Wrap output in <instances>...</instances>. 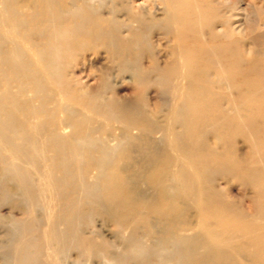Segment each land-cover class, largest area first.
Masks as SVG:
<instances>
[{"label": "rangeland", "instance_id": "obj_1", "mask_svg": "<svg viewBox=\"0 0 264 264\" xmlns=\"http://www.w3.org/2000/svg\"><path fill=\"white\" fill-rule=\"evenodd\" d=\"M5 1L0 0L4 45L0 50L16 61L21 73L26 65L30 77L23 83L24 92L18 80L11 84L14 108L3 102L8 110L18 111L19 127L26 121L28 141L8 133L12 144L24 147L22 158L8 152L0 139V264H16L19 240L35 245L33 264H264V253L259 254L250 238L240 232L218 235L220 218L215 215L220 213V203L233 220L254 214L253 177L220 175V152L228 160L231 154L220 143L219 120L198 125L196 132L182 121L183 114L192 119L210 114L185 112L189 89L180 55V31L190 47L198 35L210 45L211 32L220 31L221 44L229 42L231 50L240 45L242 54L243 49L255 47L260 51L255 59L264 61V0H213L210 25L200 33L185 31L177 18L169 17V0H93L106 20L118 22L110 46L94 39L89 28L80 37L67 30L36 32L25 16L20 18L21 27L3 25ZM26 1L16 3L24 7ZM51 51H59L57 60ZM173 71L181 76H172ZM5 75H0L3 84ZM220 80L212 78L215 93H220ZM223 91L231 92L226 87ZM230 150L245 153L243 138L238 137ZM103 155L106 160L102 162ZM3 158L24 170L30 194L19 183L20 176L4 177ZM205 158L211 170L197 172L195 163L199 168ZM248 158L242 154L240 169L248 166ZM63 174H70L68 179L79 197L75 211L81 219L73 234L81 244L72 241L58 251L60 242L52 241L50 229L63 212L59 196L66 190L53 187ZM117 183H125L124 189ZM85 190H92L94 197L88 199ZM128 195L131 200L125 201ZM58 228L63 234L67 231L63 224ZM157 246L168 250L155 256L152 249Z\"/></svg>", "mask_w": 264, "mask_h": 264}, {"label": "bare ground", "instance_id": "obj_2", "mask_svg": "<svg viewBox=\"0 0 264 264\" xmlns=\"http://www.w3.org/2000/svg\"><path fill=\"white\" fill-rule=\"evenodd\" d=\"M68 1H70V6L67 3ZM92 1L93 0H27V3L24 5V7H20L19 3H16V0H6L5 4L3 3V25L8 26L12 23L14 29H16V27H21L22 20L20 18L25 16V18H27L31 30L36 32L43 31L60 33L67 30L72 35L77 33L76 36L80 37L83 32L86 31V28H89L95 33L96 37L94 39L100 40L102 43L105 42V46H110L114 43L116 35L118 33V22L114 18L109 19V21L106 20V17H104L101 10L97 9L92 4ZM212 1L213 0H169V17L177 18L178 23L181 27L185 28V31L190 30L200 33L202 31V27L210 25L209 20L211 18V15L209 12V6L212 5ZM218 2L220 3V1ZM106 21L108 22V24L105 25ZM237 28H235V30ZM106 31L109 32L106 34L105 37ZM182 32L184 31H180V40L182 45L180 55L182 60L185 62L186 72L184 74V77L188 83L189 89L188 95H186L184 100L183 108L185 112L189 109L200 115H205L206 113L210 114L208 117L197 119H192L188 115L183 114L182 121L187 125L189 129L191 128L192 130H195L200 124L208 123L210 120H219L220 124L218 125V131L220 132V143H223V145L228 148L227 151L231 154L230 159L228 160V155L220 152V175L231 174L233 177L238 176V178H240L239 175L242 178H244L245 176L248 177V175L253 177V180L250 181V187L255 193L253 198L255 208L254 214L251 216H247L246 218L235 217L233 220L232 216L230 215V211L225 206H223L222 203H220V213L218 215H215L220 218V234L218 233V235H220V237L222 238L233 236L235 232H240L245 237L250 238V241L255 243L260 249L259 254H262L261 252L264 253V137L262 134V128L264 126V61L262 59L260 60V57L258 59H255L258 53H260V51L258 52L257 49V51L254 49L255 47H248L246 48V50L243 49L245 54H242V50L240 49L241 46L239 45L238 47H236L235 45L238 43H233V45H235V49L233 48V50L230 49L231 45H227L229 42L227 44H221L220 31L214 33L211 32L210 45L204 43L203 40L201 41L199 39L200 35H198V39L196 37L197 42L195 41L194 45L191 47L190 44L188 45V41L185 43L187 38L185 36V33ZM39 35L41 34L39 33ZM224 37L228 40H230L231 38L228 35ZM57 38H60L59 34ZM32 45L35 44L32 43ZM3 46V41L0 40V49L4 50ZM243 47L245 48V46ZM3 50H0V73H4L8 76L5 75L6 84H3L1 82H3L4 79L2 80L1 77L4 74H0L2 75L0 76V89L3 88L2 86H4V89H1L3 91V95H0V139L3 140L4 145L9 150L8 152L14 151V154L20 155V157L23 158L25 157L24 147L22 145L15 146L16 144H12L10 138L8 137V133L14 134L15 138L17 139L21 138L24 141H28V139H26L28 138L27 134L25 133L26 121L22 127H19L17 121V115L19 114L18 111L16 109L8 110L4 106L5 104L3 105V102L7 101L11 103L14 108V106L16 105V101L10 89L11 84L13 82L16 83L18 80V82H20V84L23 86V83H25L29 76V74L26 72L28 68L25 65L24 67H22L24 73L18 71V68L16 67L17 63L15 64L16 61H11L12 59L7 57ZM51 50L53 51V49ZM221 51H225V53L221 55ZM53 53L54 56H56L57 60V54H59V51L58 53L52 52V54ZM16 54L17 52L15 53V56ZM47 56L50 57V54H48ZM248 56H251V58H248ZM179 59L180 58L178 57L176 60L178 61ZM53 66L56 67L57 65ZM247 66L249 68H247ZM176 74L181 76V73H177V71H173L171 73L172 76H175ZM213 77H217L219 79L221 77L219 87L220 93H215L213 90V84L211 82ZM22 86H20L21 92H24V86ZM225 87L226 89H230L231 92L225 93L223 91ZM182 110V108L177 109V113H181ZM210 117L211 119H209ZM197 130L198 129H196L195 132ZM238 137H242L244 140V144L247 146V150L245 151V153L240 152L239 150V153L237 151L236 153H233V151L230 150V147H235ZM61 148L63 149V147ZM72 151H74L73 148ZM184 151L185 149H182L181 154ZM242 154L248 155V166L243 169H240L241 166L239 165L243 164L244 161L242 159ZM61 158L63 160V156ZM104 159L106 160L105 155H103L101 161ZM206 160L207 159L205 158L204 161H201L202 163H200L199 168L198 165L195 163V167H197V172H201V170L208 172L211 170V166L207 164L208 162H206ZM1 164L3 166L2 170L4 171L2 173L3 175L5 174L4 177H6L7 179H11L16 178L15 175L20 176L19 183L21 182L27 194H30L29 189H27V180L24 179L25 176L23 173H21L24 172V170L22 168L16 167L11 162L6 161L4 158ZM68 175L63 174L61 178L59 177L60 179L56 180L55 183H53V187L55 188V190H57L58 188L61 189L62 187L66 190L63 194L59 193V203L64 206H62L63 208H61V211L63 209V212L59 216V222L56 220L58 223L55 224L52 229H50V235L52 237L51 239H53L52 241H58V243L60 242L57 245L58 251H60L64 246H67L68 243L72 241L80 242L81 244V239L79 237H75V235L73 234L74 230L79 224L78 220L80 221L81 219V216L78 215V213L75 211L76 204H78L76 203V201L79 199V197L76 196V192L74 193V185L68 179ZM181 180H184L183 176L181 177ZM117 185L120 186L122 189H124L125 187V183H117ZM70 187L71 189H69ZM86 187L87 186H85V188ZM60 189L59 192L61 191ZM91 191H87L88 199L94 197L93 192L92 194L90 193ZM56 199L58 200V198ZM124 200L130 201V195H128ZM77 206H79V204ZM245 219H249L251 221L250 224H234L235 222L243 221ZM58 224H63L67 227V231L64 234L60 232ZM48 244L50 243L48 242ZM82 244L84 245V247H87L88 245L85 240L84 242H82ZM135 245L137 246L138 244ZM33 250H35V245L29 243V241L28 243L22 240L17 241V243L15 244L16 264L35 263V255L33 254ZM167 250L168 248L166 246H157L156 248L152 249V254L158 256L160 253L166 252ZM174 253L172 252V254ZM178 253L181 254L180 251ZM181 263L182 262H179V264Z\"/></svg>", "mask_w": 264, "mask_h": 264}]
</instances>
